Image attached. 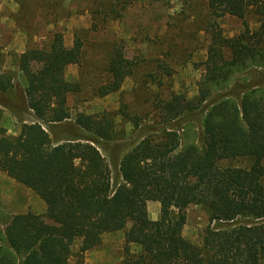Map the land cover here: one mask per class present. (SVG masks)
Masks as SVG:
<instances>
[{
	"label": "trees",
	"instance_id": "16d2710c",
	"mask_svg": "<svg viewBox=\"0 0 264 264\" xmlns=\"http://www.w3.org/2000/svg\"><path fill=\"white\" fill-rule=\"evenodd\" d=\"M206 5L216 16L240 18L241 28L226 34L218 25L206 26L197 92L187 97L169 91L152 101L156 127L144 132V125V133L122 154L121 180L114 184L100 150L114 138L112 114H76L74 124L88 132L86 137L54 139L43 126L70 124L67 96L82 85L66 79L64 71L81 62L82 39L77 35L66 45L55 31L46 46L18 55L30 85L25 107L35 120L21 121L13 136L0 128V171L36 193L54 223L32 211L12 214L0 227V264H70L71 257L73 264H84L83 252L98 247L104 232L118 229H124L126 243L137 246L118 264H264V0H206ZM120 9L103 7L104 18L119 17ZM124 41H107L104 77L92 86L94 95L119 90L139 68V60L126 55ZM158 66L171 73L167 65ZM249 67L262 71L227 91L233 73ZM156 75L150 73L161 84ZM11 84V76L1 73L0 91ZM123 114L139 126V115ZM231 158H248L249 164L220 165ZM148 200L159 202L156 218L148 214ZM191 203L208 215L199 243L182 234L183 209Z\"/></svg>",
	"mask_w": 264,
	"mask_h": 264
},
{
	"label": "rangeland",
	"instance_id": "374dc122",
	"mask_svg": "<svg viewBox=\"0 0 264 264\" xmlns=\"http://www.w3.org/2000/svg\"><path fill=\"white\" fill-rule=\"evenodd\" d=\"M0 0V74L11 76V86L0 91V128L9 136L17 134L21 121H33V112L25 107V90L30 87L17 65L18 55L26 48L44 47L53 32L62 33L63 42L71 45L78 35L82 39L81 62L66 66L64 75L68 80H79L81 90L67 96V129L53 128L54 139L79 134L88 136L84 129L75 126L76 114L107 111L114 118V135L100 146L110 163L112 184L120 181L118 162L122 154L138 140L139 134L153 127V100L165 96L169 91L184 93L187 97L197 92L196 83L203 71L206 26L218 25L224 33L232 34L241 28L242 20L231 15L216 16L206 5V0ZM116 4L119 17L113 13L104 18L103 7ZM251 14L246 15L249 25L255 24ZM123 38L126 55L137 58L139 68L124 79L119 90L104 96L93 94L92 86L104 77V65L108 52L107 41ZM158 63L171 70L165 75ZM37 68V64L33 63ZM262 71L259 67L237 70L231 76L227 91L235 85L251 82L254 75ZM153 72L162 78L157 84L150 76ZM236 92V91H235ZM234 92V93H235ZM237 97V94H231ZM126 105L123 107V105ZM123 107V108H122ZM140 116L139 126L124 116ZM145 125L144 132H142ZM146 125H148L146 127ZM141 127V128H140ZM180 133H181V129ZM248 158L224 159L221 166H248ZM264 184V178H263ZM158 205V206H157ZM32 211L42 214L44 221L54 223L45 214L44 201L30 188L15 181L0 171V227L12 214ZM150 217H157L159 202L147 201ZM185 223L182 234L194 243L200 242L202 230L208 223V215L198 204H189L183 209ZM78 239L72 244L74 250ZM137 250L133 243L124 240V229L109 231L102 235L98 247L83 252L84 264H118L119 261ZM73 264V257L70 258Z\"/></svg>",
	"mask_w": 264,
	"mask_h": 264
},
{
	"label": "crops",
	"instance_id": "0c3cea01",
	"mask_svg": "<svg viewBox=\"0 0 264 264\" xmlns=\"http://www.w3.org/2000/svg\"><path fill=\"white\" fill-rule=\"evenodd\" d=\"M157 206H158V205H157ZM151 218H155V217H151ZM118 230H119V229H118ZM115 231H116V230H114L113 232H115ZM104 233H106V232H104ZM104 233H103V234H104ZM103 234H102V235H103Z\"/></svg>",
	"mask_w": 264,
	"mask_h": 264
}]
</instances>
